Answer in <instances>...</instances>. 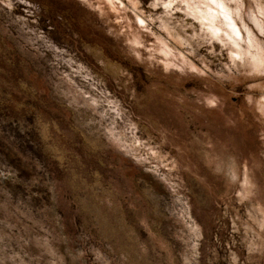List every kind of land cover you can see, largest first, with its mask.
Listing matches in <instances>:
<instances>
[{"label": "rangeland", "instance_id": "374dc122", "mask_svg": "<svg viewBox=\"0 0 264 264\" xmlns=\"http://www.w3.org/2000/svg\"><path fill=\"white\" fill-rule=\"evenodd\" d=\"M0 264H264V0H0Z\"/></svg>", "mask_w": 264, "mask_h": 264}, {"label": "bare ground", "instance_id": "6f19581e", "mask_svg": "<svg viewBox=\"0 0 264 264\" xmlns=\"http://www.w3.org/2000/svg\"><path fill=\"white\" fill-rule=\"evenodd\" d=\"M223 13V12H222ZM220 15V14H219ZM205 19V18H204ZM211 19V18H210ZM229 36V35H228ZM228 38V37H227ZM233 39V38H232ZM234 45H235V43H234ZM237 45V44H236ZM238 51V50H237ZM256 61V63H254V67H257L258 65H259V63H257V62H259V61H257V60H255ZM261 62V61H260Z\"/></svg>", "mask_w": 264, "mask_h": 264}]
</instances>
